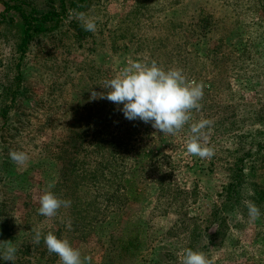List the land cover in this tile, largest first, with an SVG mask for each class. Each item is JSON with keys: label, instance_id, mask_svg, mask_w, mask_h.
I'll return each mask as SVG.
<instances>
[{"label": "rangeland", "instance_id": "1", "mask_svg": "<svg viewBox=\"0 0 264 264\" xmlns=\"http://www.w3.org/2000/svg\"><path fill=\"white\" fill-rule=\"evenodd\" d=\"M82 13L96 22L95 32L85 31L78 19L73 23L89 33L86 40L80 36L78 43L73 26L65 27V37L41 39L36 46L43 47L42 54L38 48L25 56L23 84L32 95L24 108L27 122L18 136L1 138L0 133V162L11 167L0 181V242H13L14 264H60L43 236L51 231L65 239L67 233L53 217L38 213L39 196L57 181L60 164L51 160L56 147L65 151L66 169L76 163L88 167L85 177L91 179L98 176L92 169L99 162L108 164L104 174L134 177L140 191L139 201L85 236H75L71 246L82 259L180 264L183 250L209 225L242 169L239 206L227 220L229 235L202 252L213 264H264V0H90ZM11 15L0 24V92L3 76L19 56L21 20ZM152 60L204 85L200 108L191 111L192 119L176 135H164L139 119L129 121L119 110L122 105L91 98V91L105 92L103 82L129 61ZM201 119L213 121L205 129L214 149L211 158L186 151L190 124ZM79 129L93 135L88 147L75 140ZM11 150L27 152L28 162L16 165ZM245 200L258 206V219L250 221ZM126 221L133 226L125 229ZM33 227L42 232L39 244ZM135 238L138 251L125 256L122 247ZM207 241L202 237L195 250ZM5 247L0 244V252ZM0 264L13 262L0 259Z\"/></svg>", "mask_w": 264, "mask_h": 264}, {"label": "trees", "instance_id": "2", "mask_svg": "<svg viewBox=\"0 0 264 264\" xmlns=\"http://www.w3.org/2000/svg\"><path fill=\"white\" fill-rule=\"evenodd\" d=\"M89 1L0 0V4L3 7V12L0 14V24L4 20L5 22L11 21V14L13 13L19 16L22 28L20 44L18 46L19 56L15 58L17 62L10 66L8 75L5 74L3 76L4 81L1 83V138H3L5 133H12L13 136H18L20 126H23L27 122L24 108L30 104L32 95L28 87L23 84L25 56L36 53L38 48H41L40 52L42 54L43 47L36 46L40 44L41 39H48L54 36L60 37L62 34L65 37V31L67 30L65 29L63 31L65 27L73 26L72 28L76 31L75 37L78 43L82 42L80 36L83 37V40H86L89 33L85 36V34H82L81 26L79 24L73 25V23L77 19L76 14L82 12ZM0 66H2L1 60ZM79 131L75 133V140L79 143L80 147L82 145V147H88L93 135ZM99 144H104V141L100 140ZM96 146L99 148V145L96 144ZM63 151L62 147H56L53 153H51V160L60 164L56 171L58 176L52 192L59 199L70 200L71 206L68 208L61 207L53 219L56 221L55 225H61V231L65 230L67 233L65 239L71 245V242L76 238L75 236H85L95 228L96 224L105 222L111 214L120 211L130 202L139 201L140 191L135 186L134 177L117 176L114 173L104 174L105 170L109 169L108 164L99 162L98 166L92 169V173L95 172L98 176L89 177L91 179H86L85 177V175L91 172L87 171L91 170L88 167L79 166L76 163L72 166L71 170L66 169L61 159ZM96 151L98 152L99 150ZM87 153L88 151L85 150L84 154ZM9 168L11 167L8 163L0 162V181L5 176V171H8ZM71 172H73V178H70L71 182L68 183V177H70ZM244 177V171L238 169L234 177V182L228 186L227 195L221 208L212 213V220L209 225L194 235L187 249L204 251L202 248L207 249L210 245L215 244L219 237H221L222 241L225 240V237H228L229 227L227 220L234 208L239 206L240 190ZM68 221H71L70 229L67 227ZM126 222L127 226L124 227L125 229L129 225L133 226L134 224L130 221ZM56 227L58 226L56 225ZM213 227L214 229H212ZM56 236L59 237V234H56ZM206 236L208 241L203 243L200 249L195 250L197 241L202 237L206 239ZM120 240H122L120 242L125 241L123 237ZM139 244V238L133 239V241H130L122 247V250L124 249L123 251H125L123 254L125 256H134L139 249ZM109 252L113 253L112 250ZM51 254H53L54 260L57 255L54 253ZM107 257L106 255L105 258ZM104 263L101 262L100 264Z\"/></svg>", "mask_w": 264, "mask_h": 264}, {"label": "clouds", "instance_id": "3", "mask_svg": "<svg viewBox=\"0 0 264 264\" xmlns=\"http://www.w3.org/2000/svg\"><path fill=\"white\" fill-rule=\"evenodd\" d=\"M76 18L81 22L85 31L95 32L96 22L94 18L87 17L84 13H77ZM105 92L91 91V98L107 99L117 106L123 107L124 117L129 121L141 120L150 123L158 132L164 135H176L192 119L191 111L199 109V101L203 97L202 83L188 80L181 69L169 68L165 70L155 60L149 63L129 61L127 66L109 80H105L101 86ZM213 121L201 119L193 122L189 127V134L185 139L186 151L201 159L211 158L214 149L208 144V133ZM10 159L18 166L25 165L29 155L25 151L11 150ZM50 182L46 190L39 196L38 213L46 218L54 217L61 207L71 206L70 200L59 199L50 189L54 188ZM248 209L250 221L258 219L261 215L258 206L250 201H243ZM67 227L71 228V221ZM34 242L39 244L42 232L33 227ZM48 252L55 253L59 257L60 264H91V257L81 258V252L73 248L67 239H59L49 231L43 236ZM6 245L0 252V259L13 262L16 258V248L13 242H0ZM180 264H213L202 251L184 249Z\"/></svg>", "mask_w": 264, "mask_h": 264}]
</instances>
